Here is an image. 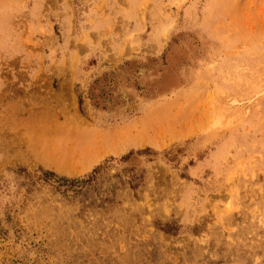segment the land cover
Here are the masks:
<instances>
[{"label":"rangeland","instance_id":"374dc122","mask_svg":"<svg viewBox=\"0 0 264 264\" xmlns=\"http://www.w3.org/2000/svg\"><path fill=\"white\" fill-rule=\"evenodd\" d=\"M0 264H264V0H0Z\"/></svg>","mask_w":264,"mask_h":264}]
</instances>
